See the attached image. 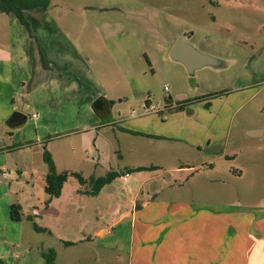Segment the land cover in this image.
Returning a JSON list of instances; mask_svg holds the SVG:
<instances>
[{
	"label": "rangeland",
	"instance_id": "1",
	"mask_svg": "<svg viewBox=\"0 0 264 264\" xmlns=\"http://www.w3.org/2000/svg\"><path fill=\"white\" fill-rule=\"evenodd\" d=\"M44 11L39 15V26L32 29L33 35L29 33L43 53L53 57L56 68H70L65 52L74 56L77 87L74 85L69 94L57 90L56 105L49 106L48 113L40 114L34 106L21 108L26 118L22 124L15 123V130H9L5 120H0L4 145L0 149L7 145L22 148L19 156L29 157L32 162L26 164L28 169L47 171L43 160L46 150L59 171L72 164L74 169L102 176V166L93 170L96 154L89 150V134L81 128L94 123L105 140L100 161L104 167L122 170V164L178 165L181 142L152 141L120 131V126L136 129L128 116L131 110L139 113L144 99L149 98L154 106H164L170 96L172 103L167 105L186 104L185 109L166 110V120L150 113L154 119L146 121L149 130L171 135L183 129L189 131L188 139L194 140H205L210 135L217 144V158L206 170L196 162L182 164L192 166L184 173L185 179L198 178H190L187 183L178 178L174 188L164 187L159 197L187 206L185 226L192 225L196 216H215L217 240L219 231L229 227L228 222L236 221L241 213L264 215V0H53ZM189 33L196 49L226 60L227 65L219 69L205 67L190 75L181 64L170 60L172 40L185 39ZM41 66L51 69L42 56ZM6 99L0 102L1 111ZM98 99L103 106L95 110L93 103ZM177 112L186 114L180 116ZM32 113L36 118L31 117ZM143 127L138 129L142 131ZM248 129H261L263 136L247 137ZM9 156L0 154V164ZM3 172L5 169L0 170V174ZM208 174L214 178L211 185L202 180ZM3 179L0 189H10L12 201L20 202L27 210L21 184L14 187L9 177ZM74 184L73 178L66 183L58 205L63 207L71 201ZM119 184L126 193V186ZM36 192V196L44 194V199L55 200L41 189ZM107 197L109 194L103 193L97 201L89 199L80 219L95 221ZM2 206L4 202H0V211ZM37 218L40 227L59 228L66 221L49 215ZM47 234L42 240L54 242ZM110 242L119 245L124 258L126 235ZM257 247L250 245L254 250ZM111 256L109 260L116 254Z\"/></svg>",
	"mask_w": 264,
	"mask_h": 264
},
{
	"label": "crops",
	"instance_id": "2",
	"mask_svg": "<svg viewBox=\"0 0 264 264\" xmlns=\"http://www.w3.org/2000/svg\"><path fill=\"white\" fill-rule=\"evenodd\" d=\"M41 11L46 12L41 8L24 11V18L31 30L25 28L13 14L0 13V32L2 31L0 33V102L7 98L2 105L3 111L0 110V120H5L9 130H15L16 124L9 122L13 112L24 115L21 108L34 106L40 114L48 113L47 108L56 105L54 96L57 90L69 94L74 85L77 87V79H75L77 75L73 70V64L77 60L74 56L65 52L70 68L59 66L58 69L52 65L53 57L43 53L37 40L31 37L32 29L34 26H39L41 22L39 17ZM191 35L189 33L185 38L189 43ZM41 56L51 69L42 68ZM83 56L85 57V54ZM61 63L64 65L65 61ZM225 65L227 61L223 60L220 68ZM54 87L57 88L54 89ZM146 99L147 105L154 106L149 98ZM168 99L172 103L170 96ZM15 102L19 103L20 107H17ZM142 103L136 117L128 116L136 129L120 126V131L124 133L130 131L136 137H146L152 141L181 142L183 149L177 150L178 165L122 164V170L119 167L118 169L104 167L100 161L103 155L101 145L105 140L99 135L94 123L84 125L81 128L83 132L89 134L88 148L91 152L94 151L97 158L96 164H91L96 166L93 170L96 172L102 166L101 169L105 170L102 176L110 171L119 173V177L115 178L110 185L104 186L95 196L88 194L90 191L88 185H80L71 176L63 184L60 196L54 198L55 200L44 199V194L36 196L39 193L36 192L38 189L44 192L46 168L28 169L26 164H32V162L29 157L19 156L20 151H23L22 148L16 150L7 145L4 149H0V154L4 157L10 155L9 158L1 160L3 164H0V170L5 169V173L0 174V186L4 184L3 177H9L13 180L14 187L16 184H21V191L19 188L15 190L26 195L28 202L27 210L18 202L22 217L20 221H14L10 217L9 210L10 205L15 204L11 199L12 191L0 189V202L2 204L4 202V207L2 206L0 211V259L4 264H45L42 253L49 249L55 251L53 264H121V260H123L122 264H264V215L241 213L236 221L228 222L229 227L224 226L223 229H225L219 231L220 236L217 240L215 216L205 213L196 216L192 225L185 226L187 206L177 201L167 202L159 197L164 187L174 188L173 185L179 180L178 178L186 181L185 183L189 182L190 178L196 179L197 175L185 179L184 173L192 169V166L182 165L185 162L203 164L201 166L203 170L211 167L217 158V144L211 140L210 135L205 140L188 139L189 131L183 129L176 130L171 135L150 131L146 121L153 122L150 119L154 118L150 116L151 114H142ZM165 112L163 120H166ZM33 114L36 116L35 113ZM185 114L184 112L176 113L180 116ZM114 124L112 122L111 125ZM141 126H144L142 131L138 129ZM245 133L250 138L263 136L261 129H248ZM1 146L4 145L0 140ZM54 165L58 173L64 171L80 173L85 179L90 176L101 177L96 173L89 175L79 168L74 169L72 164H68L64 171H59L57 165L55 163ZM139 167L152 168L134 171ZM126 172L129 176L126 181H122L121 177ZM210 172L212 170L208 171ZM163 176L166 180L161 179ZM72 178L76 182L73 185V197L67 205L62 207L57 201L63 196L65 185ZM202 180L206 185L214 182V178L209 174ZM119 182L122 186H126V193L123 188L121 191ZM103 193L109 194V197L103 209L97 210L95 221H82L80 218L84 209L87 208L88 200L97 201L103 197ZM14 194L17 196L18 192ZM191 201L194 200L191 199ZM46 209L50 210L49 214H38ZM45 215L59 218L60 222L66 220L64 222L67 223L63 222L59 228L57 225L56 228L38 226L47 231H35L27 218L30 217L34 223H37V217ZM73 216L76 217L75 220ZM124 220H128V223L122 224ZM25 222L31 225L27 226ZM46 233L54 239V242L48 243L42 240V235ZM122 235H126L127 241V252L124 258L120 256L122 250L119 245H113L110 242ZM250 245H258V247L254 250L250 248ZM238 250H241V253ZM111 253H115L117 258L109 260L112 257Z\"/></svg>",
	"mask_w": 264,
	"mask_h": 264
},
{
	"label": "trees",
	"instance_id": "3",
	"mask_svg": "<svg viewBox=\"0 0 264 264\" xmlns=\"http://www.w3.org/2000/svg\"><path fill=\"white\" fill-rule=\"evenodd\" d=\"M53 0H0V13L3 14H13L18 21L28 28L27 22L24 18V11L41 8L43 10H47L51 5ZM46 66L45 64H43ZM213 96H211L212 98ZM147 103V99L145 100ZM171 103L170 100L166 101V104ZM186 104H176L173 108H167V110H177L181 111L185 109ZM162 120L163 116L161 113L157 114ZM130 132V131H127ZM131 133V132H130ZM43 160L46 164L47 171L45 174V187L44 192L50 198H58L60 196L63 184L67 181L68 177H74L80 185H88L90 191L88 192L89 195L95 196L99 193V191L106 185H110L112 181L119 177V173L110 171L106 173L105 176L101 177H93L90 176L88 178H83L80 173H68L66 171L58 173L56 171L54 162L50 156V154L45 150L43 152ZM152 167H139L136 168L134 171H144L151 169ZM10 217L14 221L21 220V213H20V206L18 204H11L10 205ZM32 223V227L35 231L38 232H46L47 230L44 228H40L32 221V218H27ZM45 264H53L55 259V251L53 249H49L42 253ZM0 264H4L3 261L0 259Z\"/></svg>",
	"mask_w": 264,
	"mask_h": 264
},
{
	"label": "water",
	"instance_id": "4",
	"mask_svg": "<svg viewBox=\"0 0 264 264\" xmlns=\"http://www.w3.org/2000/svg\"><path fill=\"white\" fill-rule=\"evenodd\" d=\"M168 56L173 62L181 64L186 72L190 75L194 74L196 71L205 68H220L223 65V61L208 55L206 53L200 52L192 44L187 42L184 38H177L169 49ZM113 101H109L112 104ZM103 106L102 100L98 99L93 103L95 110L101 109ZM25 120V116L19 112H13L9 122L10 123H20ZM50 210L46 209L38 214H49Z\"/></svg>",
	"mask_w": 264,
	"mask_h": 264
},
{
	"label": "built area",
	"instance_id": "5",
	"mask_svg": "<svg viewBox=\"0 0 264 264\" xmlns=\"http://www.w3.org/2000/svg\"><path fill=\"white\" fill-rule=\"evenodd\" d=\"M164 90H167L166 87H164ZM175 107V105H167L165 104L163 108L160 107H156V106H152V105H147V103L144 101L142 106H141V112L142 114H150V113H154V114H158L161 113L162 116L164 117V112L167 110V108H173ZM139 113H136L134 110H131L129 113V117H136ZM33 118H35V115H32ZM128 173H124V175L121 177L122 181H126L128 178Z\"/></svg>",
	"mask_w": 264,
	"mask_h": 264
}]
</instances>
